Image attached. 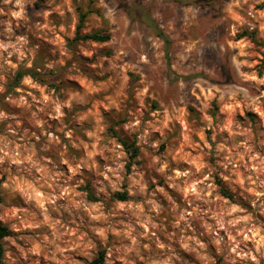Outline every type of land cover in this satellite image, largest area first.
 I'll use <instances>...</instances> for the list:
<instances>
[{
    "label": "clouds",
    "instance_id": "1",
    "mask_svg": "<svg viewBox=\"0 0 264 264\" xmlns=\"http://www.w3.org/2000/svg\"><path fill=\"white\" fill-rule=\"evenodd\" d=\"M0 264H264V0H0Z\"/></svg>",
    "mask_w": 264,
    "mask_h": 264
}]
</instances>
